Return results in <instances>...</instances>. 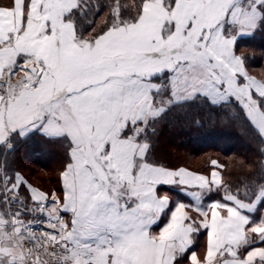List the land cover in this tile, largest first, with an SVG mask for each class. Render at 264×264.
I'll return each mask as SVG.
<instances>
[{
    "label": "snow or ice",
    "instance_id": "1",
    "mask_svg": "<svg viewBox=\"0 0 264 264\" xmlns=\"http://www.w3.org/2000/svg\"><path fill=\"white\" fill-rule=\"evenodd\" d=\"M257 32L264 0H0V264H264ZM193 106L258 141L238 182L156 158L157 126ZM36 134L67 146L55 190L16 167Z\"/></svg>",
    "mask_w": 264,
    "mask_h": 264
},
{
    "label": "trees",
    "instance_id": "2",
    "mask_svg": "<svg viewBox=\"0 0 264 264\" xmlns=\"http://www.w3.org/2000/svg\"><path fill=\"white\" fill-rule=\"evenodd\" d=\"M103 23V17L96 18L97 26ZM241 47L252 57L249 66L253 74L258 77L264 76V32H257L252 37L244 38ZM235 116V109L230 114L197 106L177 111L157 126V133L153 138L156 158L172 167L183 166L196 171H207L210 161L215 159L227 166L226 178H230L233 183L238 182L247 171L243 165H254L259 159V145L247 126L235 119ZM168 147L174 152H185L189 156L188 159L172 163L178 157L164 156ZM55 156L61 159V165L57 170L56 179L50 177V188L39 184L21 168V163L29 161L48 170L49 160L55 161ZM14 159L16 167L33 184L45 190H55L59 187V173L67 160V146L36 134L17 145ZM169 194L171 196L175 194L180 200L187 202L183 195L176 192Z\"/></svg>",
    "mask_w": 264,
    "mask_h": 264
},
{
    "label": "rangeland",
    "instance_id": "3",
    "mask_svg": "<svg viewBox=\"0 0 264 264\" xmlns=\"http://www.w3.org/2000/svg\"><path fill=\"white\" fill-rule=\"evenodd\" d=\"M164 156L171 157V158L178 157V158H175L172 163H175L181 159L186 160L189 157L187 156L185 152L183 151L174 152V150L169 149V147L165 149ZM60 165H61V159L58 156H55V161L49 160V163H48L49 171L46 169L40 168L36 164H31L29 163V161L21 163V166H22L21 168H23L26 173L30 174L31 178L37 181L39 184L47 188H50L51 186L50 177L53 176V178L56 179V173Z\"/></svg>",
    "mask_w": 264,
    "mask_h": 264
},
{
    "label": "crops",
    "instance_id": "4",
    "mask_svg": "<svg viewBox=\"0 0 264 264\" xmlns=\"http://www.w3.org/2000/svg\"><path fill=\"white\" fill-rule=\"evenodd\" d=\"M170 195V194H169ZM171 196V195H170ZM172 198L174 199V200H180L178 197H177V195H172ZM182 201V200H181ZM197 243L200 245V247L199 248H197V251H198V253H201L202 251H203V245H204V243H205V240L203 239V238H198L197 239Z\"/></svg>",
    "mask_w": 264,
    "mask_h": 264
}]
</instances>
